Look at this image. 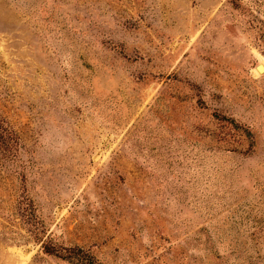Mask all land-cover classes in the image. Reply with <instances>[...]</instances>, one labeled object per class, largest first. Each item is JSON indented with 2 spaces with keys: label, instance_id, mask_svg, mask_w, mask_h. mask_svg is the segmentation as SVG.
Returning a JSON list of instances; mask_svg holds the SVG:
<instances>
[{
  "label": "rangeland",
  "instance_id": "rangeland-1",
  "mask_svg": "<svg viewBox=\"0 0 264 264\" xmlns=\"http://www.w3.org/2000/svg\"><path fill=\"white\" fill-rule=\"evenodd\" d=\"M264 0H0V264H264Z\"/></svg>",
  "mask_w": 264,
  "mask_h": 264
},
{
  "label": "trees",
  "instance_id": "trees-1",
  "mask_svg": "<svg viewBox=\"0 0 264 264\" xmlns=\"http://www.w3.org/2000/svg\"><path fill=\"white\" fill-rule=\"evenodd\" d=\"M22 144L20 143L17 132L9 126L6 120L0 115V152L3 158L7 162H15L18 152L21 149ZM46 251L49 253H55L61 258L76 261L80 264H92V262L82 254L81 250H72L70 253L55 251L52 248L46 246Z\"/></svg>",
  "mask_w": 264,
  "mask_h": 264
},
{
  "label": "bare ground",
  "instance_id": "bare-ground-1",
  "mask_svg": "<svg viewBox=\"0 0 264 264\" xmlns=\"http://www.w3.org/2000/svg\"><path fill=\"white\" fill-rule=\"evenodd\" d=\"M263 67L261 70H258L259 72L263 73L264 72V63L261 64Z\"/></svg>",
  "mask_w": 264,
  "mask_h": 264
},
{
  "label": "water",
  "instance_id": "water-1",
  "mask_svg": "<svg viewBox=\"0 0 264 264\" xmlns=\"http://www.w3.org/2000/svg\"><path fill=\"white\" fill-rule=\"evenodd\" d=\"M262 67H263V66H262L261 64H259V65L257 66V69H258V70H261Z\"/></svg>",
  "mask_w": 264,
  "mask_h": 264
}]
</instances>
